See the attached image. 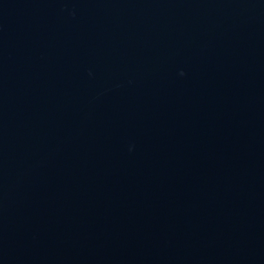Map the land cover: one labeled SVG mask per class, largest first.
Wrapping results in <instances>:
<instances>
[{"label": "water", "instance_id": "water-1", "mask_svg": "<svg viewBox=\"0 0 264 264\" xmlns=\"http://www.w3.org/2000/svg\"><path fill=\"white\" fill-rule=\"evenodd\" d=\"M0 222L46 264H264V0H0Z\"/></svg>", "mask_w": 264, "mask_h": 264}]
</instances>
